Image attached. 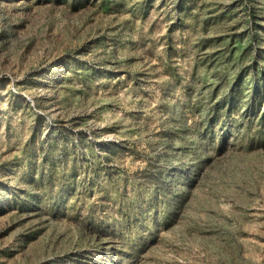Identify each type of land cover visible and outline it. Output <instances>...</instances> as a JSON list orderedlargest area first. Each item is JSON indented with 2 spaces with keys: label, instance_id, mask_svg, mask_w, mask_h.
<instances>
[{
  "label": "rangeland",
  "instance_id": "obj_1",
  "mask_svg": "<svg viewBox=\"0 0 264 264\" xmlns=\"http://www.w3.org/2000/svg\"><path fill=\"white\" fill-rule=\"evenodd\" d=\"M0 264H264V0H0Z\"/></svg>",
  "mask_w": 264,
  "mask_h": 264
}]
</instances>
